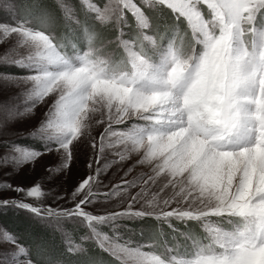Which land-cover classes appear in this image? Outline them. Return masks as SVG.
<instances>
[{"label": "clouds", "instance_id": "obj_1", "mask_svg": "<svg viewBox=\"0 0 264 264\" xmlns=\"http://www.w3.org/2000/svg\"><path fill=\"white\" fill-rule=\"evenodd\" d=\"M0 253L264 264V0H0Z\"/></svg>", "mask_w": 264, "mask_h": 264}, {"label": "snow or ice", "instance_id": "obj_2", "mask_svg": "<svg viewBox=\"0 0 264 264\" xmlns=\"http://www.w3.org/2000/svg\"><path fill=\"white\" fill-rule=\"evenodd\" d=\"M12 257L6 253H0V264H5V262H10Z\"/></svg>", "mask_w": 264, "mask_h": 264}, {"label": "rangeland", "instance_id": "obj_3", "mask_svg": "<svg viewBox=\"0 0 264 264\" xmlns=\"http://www.w3.org/2000/svg\"><path fill=\"white\" fill-rule=\"evenodd\" d=\"M21 179H22V182L27 183L28 180L30 179V177L25 176V177H23Z\"/></svg>", "mask_w": 264, "mask_h": 264}]
</instances>
